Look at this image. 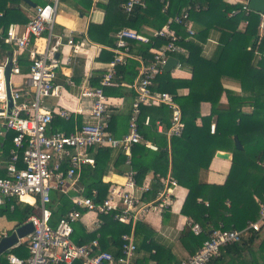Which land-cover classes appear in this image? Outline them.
<instances>
[{
    "label": "built area",
    "instance_id": "1",
    "mask_svg": "<svg viewBox=\"0 0 264 264\" xmlns=\"http://www.w3.org/2000/svg\"><path fill=\"white\" fill-rule=\"evenodd\" d=\"M60 0H45V4L35 6L34 12L22 26L11 24L2 33L0 41L13 48L15 55L27 54L30 62L27 71L22 72L15 55L0 63V121L6 131L13 133L12 149L5 166L4 175H0V206L12 200L25 202L33 200L35 212L28 216L33 232L26 237L28 257L19 258L7 255L8 264H132L136 254L133 234H123L119 254L95 250L97 241L88 245H78L72 241L73 227L84 213H94L100 218H110L122 224L135 225L154 211L163 212L173 203V190L177 182L172 178L158 179L155 199L146 196L152 191L149 183L138 185L136 172L130 167V148L133 144L154 145L143 139L139 130L140 110L144 106H166L170 110L168 128L162 122H156V132L166 138L181 136L185 124L174 97L165 92L154 91L156 78L162 74L169 58L185 54L182 42L194 40L195 32L190 27L189 11L186 7L181 15L168 20L166 26L149 34L138 33L122 28L114 33L111 49L112 58L102 74L98 87H81L78 100L84 107L73 113L83 116L82 124L70 134L57 131L53 127L57 117L68 119L69 113L63 109L49 110L43 103L48 98H58L63 86L57 81V71L61 65H67L69 58H60L63 47H69L74 54L84 46L82 40H74L71 35L55 32L57 7ZM250 0H235L245 14L253 12L249 8ZM144 7L141 0H128L121 8L130 13L136 6ZM198 8V7H197ZM259 15L258 36L264 37V13ZM171 24L183 28L185 36L178 35ZM43 38L44 45L38 50L34 39ZM130 41L151 45L148 52L151 58L142 61L134 85L135 98L128 117V132L115 138L108 132L110 110L104 89L118 87L117 67L128 59L135 58ZM159 42V43H158ZM255 56L260 59L259 50ZM10 66L9 92L11 108L6 95L5 69ZM19 77L18 84H11V77ZM71 84V82H66ZM215 131L211 124L210 133ZM93 149H109L122 152L126 156V180L122 185L109 188L104 199L98 198L97 191L90 196L73 198L72 208L51 225L52 211L49 208L50 194L53 191L64 192L67 184L77 182L82 166L94 163L89 156ZM264 166V162L262 163ZM139 191L140 196L135 195ZM65 193V192H64ZM103 221L95 220V228ZM264 224V204L259 203L256 221L249 222L241 231L217 229L201 239V247L180 264H209L221 257L226 247L238 243L247 231H259ZM195 235L201 230L192 226Z\"/></svg>",
    "mask_w": 264,
    "mask_h": 264
},
{
    "label": "trees",
    "instance_id": "2",
    "mask_svg": "<svg viewBox=\"0 0 264 264\" xmlns=\"http://www.w3.org/2000/svg\"><path fill=\"white\" fill-rule=\"evenodd\" d=\"M8 1L0 0L2 33H5L9 25L18 22L15 11L7 6ZM127 1L108 0L104 7L103 23L88 27L87 36L91 41L111 47L114 43L111 34L122 28L138 31L148 27L159 30L166 26L169 19L181 15L188 6L191 7L189 21L196 23L203 20L210 21L204 27H199L193 41L181 43L188 54L187 57L181 56L180 60L191 66V79L176 80L168 73L162 72L156 78L153 88L154 91L171 94L179 105L182 121L185 124L181 136L171 137L168 141L165 135H159L156 130L154 131L153 127L158 118L167 125L168 115L170 116L167 107L163 105L152 108L142 107L139 117L140 133L144 140L156 145L158 149L153 151L145 144H133L130 148V167L136 172L138 183H141L151 171L154 178L153 187L156 190L159 187L158 179L166 176L170 166L172 178L188 190L181 211L182 215L191 220L192 225L183 230L181 242L191 256L201 247V239L209 232L217 229L238 231L245 229L249 222L256 221L259 203L264 204V166L262 165L264 162V37L258 36L259 15L255 12L245 14L238 11L230 16L231 12L240 10V5H228L223 0H141L144 7L136 5L130 13H126L120 6ZM43 4L45 1L40 3ZM203 5L206 7L205 10ZM89 6L90 4L87 8ZM212 21V25L222 30L220 46L211 59H205L200 55L197 41H205ZM240 21L246 23L243 31L238 30ZM26 22L27 19H22L21 23ZM170 27L178 35L185 36L181 26L171 24ZM130 44L134 54H139L144 59L151 58L148 52L151 45L140 43L137 46L135 41H130ZM256 49L261 54L260 59L255 56ZM103 57L102 59L110 61L112 54L104 51ZM135 65L136 62L133 60H127L124 65L117 67V74L121 76V80L132 82L137 74L134 70ZM101 76L92 82V87H98ZM225 79L236 83L240 93L224 89L222 81ZM183 88L188 89V94L184 97L178 95V90ZM108 90L110 88L104 89V95L111 94ZM223 96L227 100L228 109L218 113ZM201 103L210 105V113L206 117H200ZM248 109L250 112H247ZM145 116L150 117V122L146 126ZM56 119L55 129L59 130L61 126L69 127L65 120L58 117ZM198 119L199 125H197ZM213 121L215 131L211 134L210 126ZM81 124L79 122V126ZM110 126L111 122L108 121V131ZM234 136L240 142L241 149L234 148ZM213 145L232 148L230 171L222 186L208 185L202 179V174L208 170L210 161L215 155ZM111 154L112 151L109 149H97L96 165L82 166L78 182L82 188L81 195L90 196L91 190L97 189L96 200L104 199L109 184L102 182L103 170ZM125 160L126 156L119 152L114 166L125 163ZM24 200L32 203L28 198ZM51 201L49 208L52 209V218L65 212L71 205L69 199L63 195L60 197L52 195ZM56 203L59 205L56 206ZM14 204L15 201L12 200L6 202L7 210ZM53 204L54 209L51 207ZM33 212H35L33 207L25 205L20 223ZM104 221V226L99 231L101 250L107 247L105 235H111L112 244L118 251L115 253L117 256L121 236L130 233L131 225L112 221L110 218H105ZM50 223L54 225L53 221ZM193 225L200 228L199 235H195L192 231ZM137 234H139V223L134 226V235ZM258 239L260 244L256 246L254 243ZM9 253L20 258L28 257L25 243L14 247ZM229 260H233L235 264H264V224L257 232L247 231L240 242L226 247L225 253L209 264H227ZM0 264H8L7 259H0Z\"/></svg>",
    "mask_w": 264,
    "mask_h": 264
},
{
    "label": "crops",
    "instance_id": "3",
    "mask_svg": "<svg viewBox=\"0 0 264 264\" xmlns=\"http://www.w3.org/2000/svg\"><path fill=\"white\" fill-rule=\"evenodd\" d=\"M9 1L7 4L8 8H11L13 11H15V14L18 17V22L14 24L22 26L24 24L21 23L22 19H28L29 17H31V15H33L34 7L32 5L39 6L40 3L44 2L45 0H22V1L9 0ZM223 1L228 5L237 4L235 3V0H223ZM107 3L108 0H60L59 2V5L63 6L64 11L63 10L60 11V16H61L60 24L57 26L55 23V32L59 34L64 33L66 35H71L74 38V40H82V42H84V46L77 54H74L69 47L62 48L60 58L70 59L69 64L61 65L59 70L57 71V81L59 84L63 86L62 92L58 98H48L45 100V103H43L45 108L49 110H53L55 108L63 109L69 113V118L63 119L66 122H68L67 124L69 127L61 126L59 130L56 129L57 131L70 134L74 131L75 128L79 127V122L80 124L81 122H83L82 115H77L73 113L78 108L84 107V105L80 104L78 100L81 87L88 86L91 88L92 82H94L98 76L102 75L106 71L109 62L111 61V60L107 61L102 58H104L103 52L104 51L110 52L112 46L110 47L96 43L94 41H91L87 36V30L90 25L92 24L100 25L103 23L105 18L104 7L107 5ZM89 4L90 6L89 8H87ZM58 7L56 14V22L59 18ZM205 9L206 7L203 5V10ZM189 22L191 29L197 33L199 27H204L205 24H208L210 21L203 20L198 23L194 21H189ZM212 24L213 21L211 22V25ZM211 25H209L210 28L206 33L205 41L203 42L197 41L198 47H200V55L202 58L205 59H211L215 54L217 48L220 46V38H221L222 30L218 28L216 25H212V26ZM245 26H246L245 21H240L238 25V30L243 31ZM152 31L154 30L151 28L143 27L141 30H138L136 32L142 34H149ZM113 35L111 34V37H113ZM0 43H1L0 46V63H1L4 62L5 59L13 57L15 54L13 53L12 47L3 44L1 41ZM34 43L39 51L43 49V45H44L43 38L34 39ZM187 54L188 52L185 49V54L176 55L172 57L177 60L176 66L170 71V73H168L172 79H176V80L191 79L192 77L191 66L185 64L180 60L181 56L187 57ZM133 55L136 57L132 59H128L136 62L134 70L137 72V74L133 78L132 82L121 80V76L117 74V78L120 82V85L118 87H109L110 90L108 91L111 94H109V96L105 95L110 110L109 121L111 122V126L108 132L115 138H120L127 134L130 108L133 99L135 98L136 95L132 86L136 81L138 71L141 66V62L148 59V58L144 59L141 55L134 54V52ZM15 57H17L18 59L20 70L22 72L27 71L30 64L27 54H23L19 57L18 55H15ZM17 78H15L16 79L15 84H18V82L20 81ZM66 82H71V84H66ZM222 84L224 89L233 91L235 93H240V88L236 83L225 79L222 81ZM187 94H188L187 88L178 90V95L180 96L184 97ZM144 107L152 108L158 106H144ZM227 109H228L227 100L225 96H223L221 98L220 105L218 107V113L225 112L227 111ZM247 112H250V110L248 109ZM209 113H210V105L207 103H201L200 117H206L209 115ZM149 118H150L149 116H145V120H144L145 126L148 125V123L150 122ZM169 119L170 116L168 115L167 125L165 121L159 118L156 119L155 125L153 127L155 128L154 131L156 130L157 121L162 122V127L164 129L168 128ZM55 121H57V119L54 120V123ZM54 123H53V127H54ZM199 124H200V120L198 119L197 125ZM212 124L215 125L214 121L212 122ZM12 136L13 133L10 131H6V129L4 128L3 124L0 121V175L2 176L4 175L3 171H5V166L9 158L10 150L12 149V143H11ZM166 140L169 141L168 138ZM212 148L214 149L215 153L227 152L230 154V157L229 159H220L214 155V157L210 161L208 170L202 174V179L208 185L222 186L226 182L227 176L230 171L232 148L223 145H213ZM149 149L156 151L158 148L156 145H154V148H149ZM96 151L97 149H93L90 151L89 154L94 164L96 159ZM118 153L119 152L117 151H112L110 160L108 161L106 167L103 170L102 182L105 184H109V188L114 185H122L126 180L125 173L127 170H129V167H127L125 163L118 165L116 167L114 166V162L118 156ZM168 177L172 178L170 166L167 170L166 176L162 178L160 177L159 180ZM79 179H80V173L76 183H74L73 185L67 184L65 186L64 188L65 193L60 191L51 192L49 206L52 203L51 201L52 195L56 197H60V195H63L64 197H67L70 202L73 198L84 196L80 194L82 188L78 184ZM142 183H149L152 189V191L148 193L146 197L148 199H155L156 195L154 193L155 188L153 187V183H154L153 172L150 171L149 173H147L143 181L141 183H138V185ZM91 191H97V189H92ZM187 194H188V190L184 186L179 185L177 183L176 187L173 190V203L167 210L163 212H158V211L151 212L145 217L144 220L138 222L139 234L137 235H134L135 225H131L130 233L133 234V239L137 246V252L135 254L132 264H158V263L178 264L189 257V253L184 248L181 242V236L183 230L188 227H191L192 225L191 220L185 217L184 215H182V211H181ZM135 195L140 196L141 194L139 193V191H136ZM28 199L31 200L32 203L24 199L23 201L25 202L15 201V204L11 205L9 210H7L6 205L0 206V237L3 235H9L10 232H12L15 227L26 223L27 218L25 219L24 222L20 223V217L23 215L25 205L34 208L33 200L30 198ZM55 205L58 206L59 203H56ZM55 205L53 204L51 207L54 209ZM226 205H228L227 202ZM71 208H72V202L69 209L65 210V212L61 213L60 215L58 214V216L57 215L53 216V218H51V221H53V223L55 224L57 220L61 217V215H64ZM104 219L105 218L102 219L97 215H95L94 213H84L81 219L73 227L74 235L72 234V236L74 241L73 240L72 241L74 243L81 242V244L78 245H88L93 241H97L98 248H96L95 250H101L102 242L100 241L101 236L99 231H101L102 227L104 226L105 223ZM95 220L103 221V224L97 229L95 228ZM105 239H107V247L105 250H101V251H106L115 255V253H117L118 251L115 245L112 244L111 235H105ZM21 243H25L26 245V238L19 240L15 246L10 248L7 254L1 255L0 259H7V255L10 254L9 252L11 251V249L19 246ZM259 244H260V239H258L254 243V245L256 246ZM155 256L157 257V259H155ZM22 259H26V258H22ZM157 260H159V262ZM227 264H235V262L233 260H229Z\"/></svg>",
    "mask_w": 264,
    "mask_h": 264
},
{
    "label": "water",
    "instance_id": "4",
    "mask_svg": "<svg viewBox=\"0 0 264 264\" xmlns=\"http://www.w3.org/2000/svg\"><path fill=\"white\" fill-rule=\"evenodd\" d=\"M35 7V5H32ZM249 8L255 13H264V0H250ZM177 60L174 58H169L163 67L165 73H170V71L176 66ZM9 71L10 66H7L5 69V86H6V95L9 101L8 108H11L10 101V92H9ZM233 145L235 149H241V144L238 141L237 137H233ZM215 156L220 159H229L230 154L227 152H216ZM33 232V226L30 222L24 223L14 228L9 235H3L0 237V256L7 254L10 248L15 246L19 240L26 238L30 233Z\"/></svg>",
    "mask_w": 264,
    "mask_h": 264
},
{
    "label": "rangeland",
    "instance_id": "5",
    "mask_svg": "<svg viewBox=\"0 0 264 264\" xmlns=\"http://www.w3.org/2000/svg\"><path fill=\"white\" fill-rule=\"evenodd\" d=\"M64 11V9H63V6H61V5H59V7H58V20H57V22H56V25L58 26L59 24H60V18H61V16H60V11ZM15 78H17V77H12V82H11V84H15V81H16V79ZM18 80H21V78H17Z\"/></svg>",
    "mask_w": 264,
    "mask_h": 264
},
{
    "label": "bare ground",
    "instance_id": "6",
    "mask_svg": "<svg viewBox=\"0 0 264 264\" xmlns=\"http://www.w3.org/2000/svg\"><path fill=\"white\" fill-rule=\"evenodd\" d=\"M34 209V208H33ZM35 210V209H34Z\"/></svg>",
    "mask_w": 264,
    "mask_h": 264
}]
</instances>
